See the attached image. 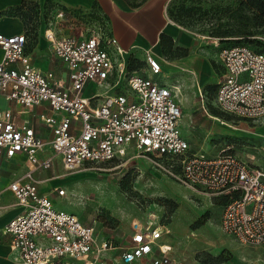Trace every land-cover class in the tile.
I'll return each mask as SVG.
<instances>
[{
  "label": "built area",
  "instance_id": "1",
  "mask_svg": "<svg viewBox=\"0 0 264 264\" xmlns=\"http://www.w3.org/2000/svg\"><path fill=\"white\" fill-rule=\"evenodd\" d=\"M62 17L59 11L56 18ZM101 31L85 38L45 31V39L67 68V79L36 65L26 53L25 34L0 33V96L19 107L0 109V183L4 160L23 154L29 166L8 187L21 207V213L2 230L11 237L15 264H134L150 256L151 264H171V247L160 242L164 231L151 215L145 222L133 221L131 244L118 246L100 237L94 225L57 209L39 191L34 174L51 169L55 157L65 170L79 171L121 159L130 147L153 157L182 186L225 199L221 230L242 245L264 246V170L229 149L215 155L192 152L179 127L177 87L154 80L163 70L152 48L145 50L147 67L130 71L128 51ZM218 64L221 76L215 85V107L242 120L264 118V51L242 45L223 47ZM114 74L124 81L126 92L108 94L93 106L84 96L86 86H103ZM43 104L51 110L50 115H39L51 130L49 141L40 138L24 118ZM46 149L55 156L41 159ZM58 193L64 196L65 190Z\"/></svg>",
  "mask_w": 264,
  "mask_h": 264
},
{
  "label": "rangeland",
  "instance_id": "2",
  "mask_svg": "<svg viewBox=\"0 0 264 264\" xmlns=\"http://www.w3.org/2000/svg\"><path fill=\"white\" fill-rule=\"evenodd\" d=\"M30 3L28 1L20 13H28ZM31 9V14H26V23L33 34L43 38L44 29L49 27L58 34L76 37L82 30L87 32L86 28L94 19L92 14L82 12L73 16L70 13L63 22L60 18L54 19L48 7L33 3ZM227 23L233 24L234 20L222 10L209 22L192 28L176 23L169 26L165 31L173 36L170 52L164 54L160 44L152 49L163 70L154 80L169 88L177 87L182 111L179 127L192 152L215 155L222 149H229L252 166L264 170V118L256 121L238 119L221 113L214 105L215 85L221 76L219 50L234 43L213 38L210 31L214 24ZM257 38L262 41L261 37ZM248 44L259 49L253 43ZM184 51L189 59H199L194 64L198 77L209 79V84L204 86L203 99L196 94L192 75L183 71L184 67L180 65L178 57ZM137 56L141 57L133 53L129 63L139 72L144 62ZM46 58L53 57L46 55ZM119 85L120 90H127L124 82ZM210 115L219 120L211 119ZM13 168L15 166L9 167ZM18 171L22 172L23 168ZM52 175L54 179L42 185L54 206L78 216L86 225H94L100 237L115 245L129 246L133 221L145 222L151 215L153 222L164 231L160 242L171 247V264H264V246L242 245L221 230L225 199L182 186L159 167L153 157L139 154L134 147H130L121 159L90 165L79 171L65 170L60 158L55 157L49 176ZM60 189L65 190L64 196H59ZM151 261L150 256L134 264H151Z\"/></svg>",
  "mask_w": 264,
  "mask_h": 264
},
{
  "label": "crops",
  "instance_id": "3",
  "mask_svg": "<svg viewBox=\"0 0 264 264\" xmlns=\"http://www.w3.org/2000/svg\"><path fill=\"white\" fill-rule=\"evenodd\" d=\"M26 1L28 2L30 0H0V33L4 35L25 34L27 39L26 53L34 57L36 65L44 71L53 72L57 77L67 79L68 71L65 64L54 54L50 43L45 37L43 38L33 34L31 32V27L22 16L10 14L12 10L14 11L17 7L22 6ZM169 1L170 0H148L138 9H131L124 0H34V4L36 3L37 6L42 8H50L54 19H58L56 18V14L62 11L63 17L59 20L63 22L67 20L66 17L68 14L71 15L70 13H73V16L83 13L92 14L94 19L86 28L88 31L84 32V30H82L76 37L85 38L92 29L94 31L102 30L101 32L106 35L116 38L120 46L128 51V55L126 56L128 65L130 56L132 58L133 53H135V55H141V57L137 56V58H140V60L144 62L142 69H145V50L150 48L155 49L160 44L163 34L171 38L173 37L170 33L165 31L169 26H174V23L167 15ZM47 29L54 30L49 27L44 29V33ZM54 31L57 33L56 30ZM46 55H51L53 58L47 59ZM1 57L2 51L0 49V59ZM179 61L180 65L184 67L182 70L190 73L195 80L196 94L198 98H200V92L201 94L205 92L204 86L209 84V79L204 78L203 80V78L200 79L198 77L199 75L194 69V64L198 63L199 59L193 60L186 56L180 58ZM122 82L124 81L122 79L119 80L117 74H114L103 86L89 83L85 88L84 96L91 99V104L93 106H98L103 102L106 95H117L126 92L123 90L124 88L120 90V87H118ZM18 108L15 102L7 101L0 96V109L17 110ZM41 114H51V110L47 104L35 107L32 112L24 116V118L30 121L40 138L49 141L52 137V133L39 119V115ZM50 156H55L50 149H46L40 154L41 159ZM11 165L15 166L13 170L9 169ZM20 167L23 168L22 172L18 171ZM28 167L26 156L23 154H17L10 160H4L2 164V180L0 183V264H15L16 254L11 249V237L10 235L3 234L2 230L14 217L21 213V207L17 205V199L8 187L13 181L21 177L28 170ZM51 171L52 168L49 170H38L34 174L35 179L39 181V191L43 194L45 193L43 192L44 186L42 183L54 177L53 175L49 176ZM162 244L165 243L163 242ZM109 257L112 256L109 255Z\"/></svg>",
  "mask_w": 264,
  "mask_h": 264
},
{
  "label": "trees",
  "instance_id": "4",
  "mask_svg": "<svg viewBox=\"0 0 264 264\" xmlns=\"http://www.w3.org/2000/svg\"><path fill=\"white\" fill-rule=\"evenodd\" d=\"M30 1L33 2L29 4L28 13H20L24 10L26 1L22 6L14 9L16 13L12 10L10 14L22 16L25 19L28 18L26 14H31V6L34 3V0ZM124 1L131 9H138L148 0ZM222 3H224V6ZM222 10L229 14L230 19L234 20V23L212 25L211 37L220 41L234 43L230 46L242 45L255 51H264V42L257 38L264 37V0H170L167 6V15L172 22L183 27L192 28L202 22H209ZM248 43L255 44V47L258 46L259 49L251 47ZM160 45L164 48V54L169 53L173 45V39L163 34ZM178 50L181 51L182 48L178 47ZM186 56H188V53L184 51L178 58ZM128 67L130 71L138 70V68H133L130 63Z\"/></svg>",
  "mask_w": 264,
  "mask_h": 264
},
{
  "label": "bare ground",
  "instance_id": "5",
  "mask_svg": "<svg viewBox=\"0 0 264 264\" xmlns=\"http://www.w3.org/2000/svg\"><path fill=\"white\" fill-rule=\"evenodd\" d=\"M210 117H211V119H214V120H217V121L219 120L216 116L210 115Z\"/></svg>",
  "mask_w": 264,
  "mask_h": 264
}]
</instances>
